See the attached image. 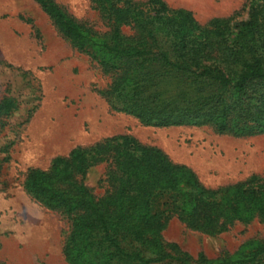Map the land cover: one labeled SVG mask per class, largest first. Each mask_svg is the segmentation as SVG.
Wrapping results in <instances>:
<instances>
[{"label":"trees","instance_id":"1","mask_svg":"<svg viewBox=\"0 0 264 264\" xmlns=\"http://www.w3.org/2000/svg\"><path fill=\"white\" fill-rule=\"evenodd\" d=\"M109 30L86 28L55 0H37L64 36L111 73L102 92L111 107L146 125H211L219 133L264 132V0L249 15L201 24L192 12L164 0H91ZM127 28V30H126ZM117 138H114L116 140ZM110 153V186L97 196L83 175L91 148L77 147L33 168L26 189L72 222L64 245L76 264H152L193 260L164 241L177 216L195 229L219 233L234 220L264 218V177L212 190L162 150L121 136ZM264 241L240 256L210 264H261ZM199 260H204L199 255Z\"/></svg>","mask_w":264,"mask_h":264},{"label":"rangeland","instance_id":"2","mask_svg":"<svg viewBox=\"0 0 264 264\" xmlns=\"http://www.w3.org/2000/svg\"><path fill=\"white\" fill-rule=\"evenodd\" d=\"M55 1L84 27L109 30L91 0ZM164 1L191 11L201 24L249 15V0ZM110 81L111 73L74 46L37 0H0V264H76L64 251L72 222L30 194L26 182L31 169L48 170L56 157L77 147L108 140L90 154L83 175L97 196L110 186L109 155L125 135L188 166L212 190L254 174L264 177V132L239 136L219 133L211 125H146L111 107L102 92ZM161 234L193 258L186 264H210L263 242L264 218L234 220L226 230L212 233L174 216Z\"/></svg>","mask_w":264,"mask_h":264}]
</instances>
